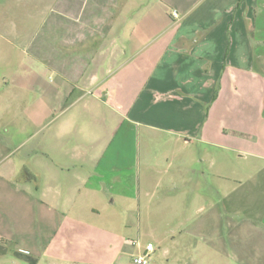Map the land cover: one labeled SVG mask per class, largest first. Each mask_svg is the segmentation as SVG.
Wrapping results in <instances>:
<instances>
[{"label":"crops","instance_id":"obj_1","mask_svg":"<svg viewBox=\"0 0 264 264\" xmlns=\"http://www.w3.org/2000/svg\"><path fill=\"white\" fill-rule=\"evenodd\" d=\"M136 1H123L125 13H106L94 0L80 20L65 2L61 12L75 27H61L60 45L80 51L49 56L52 84L42 87L37 75L26 87L23 72L12 85L20 97L48 92L73 100L47 135L33 139L27 159L8 163L0 222L14 246L2 247L0 257L128 264L143 252V218L200 200L199 170L203 164L216 175L215 150L251 157L244 171L264 173V0H153L139 12ZM40 57L33 55L37 63ZM39 101L21 103L33 120L16 128L18 147L26 146V126L34 135L45 130L35 122L46 109ZM233 171L226 164L223 172L238 181Z\"/></svg>","mask_w":264,"mask_h":264},{"label":"rangeland","instance_id":"obj_2","mask_svg":"<svg viewBox=\"0 0 264 264\" xmlns=\"http://www.w3.org/2000/svg\"><path fill=\"white\" fill-rule=\"evenodd\" d=\"M97 1L100 8L101 0ZM103 1L106 13H112L116 8L125 13L128 8L123 7L124 0ZM65 2L68 0H0V36L3 37H0V151H3L0 152V188L4 187L2 180L9 172V161L17 164L19 160L27 159L35 142L33 139L47 135L54 126L50 122L52 118L73 100V96H55L48 92L43 96L27 93L20 97L12 86L23 72L21 82L26 87L36 80L37 75L42 87L45 83L52 84L57 78L47 63L49 56L61 60L80 51L60 45L65 34L61 27H75L61 12ZM149 2L153 3V0H137L134 11L139 12ZM70 4L71 11L77 12L78 20L85 8L96 6L94 0H70ZM143 12L137 15L138 23L145 20ZM37 51L41 56L38 63L33 59ZM38 99L42 109L44 106L47 110L35 117V122L45 130L42 129L37 136L34 135L36 128L26 126L23 135V139L28 138L26 146L18 147L16 128L23 121L27 124L28 120H33L32 112L21 111V103L31 104ZM7 134L14 137L10 143L4 140ZM7 152H12V157L2 159ZM234 155L225 157L222 150L211 154L216 171L214 176L208 175L207 166L202 164L199 170L202 173L199 185L201 198L198 202L184 208L179 205L158 209L155 219L143 218L140 243L143 252L147 244L153 247L149 264H264V189L261 187L264 173L259 175L244 171L250 167L252 158L238 161L233 158ZM226 164L234 170L238 181H233L231 178L234 176L230 177V173L226 175L223 172ZM16 185V181L11 182L13 188ZM178 217L184 221L181 225L178 224ZM2 218L0 209V221ZM6 226L0 222V249H12L14 246L13 242L3 238ZM133 254L132 260L141 255L137 251ZM14 263L26 264L10 254L0 257V264ZM128 264H132L130 259Z\"/></svg>","mask_w":264,"mask_h":264},{"label":"built area","instance_id":"obj_3","mask_svg":"<svg viewBox=\"0 0 264 264\" xmlns=\"http://www.w3.org/2000/svg\"><path fill=\"white\" fill-rule=\"evenodd\" d=\"M173 17H177V14L174 12L172 13ZM153 253V247L151 244H147L143 254L139 255L138 257L132 260V264H149V259L151 254Z\"/></svg>","mask_w":264,"mask_h":264},{"label":"trees","instance_id":"obj_4","mask_svg":"<svg viewBox=\"0 0 264 264\" xmlns=\"http://www.w3.org/2000/svg\"><path fill=\"white\" fill-rule=\"evenodd\" d=\"M5 250L3 248L0 249V254H4ZM18 256H21L22 258H24L26 261H28L30 264L32 263L31 260L26 257V256H22V255H19L17 254Z\"/></svg>","mask_w":264,"mask_h":264}]
</instances>
